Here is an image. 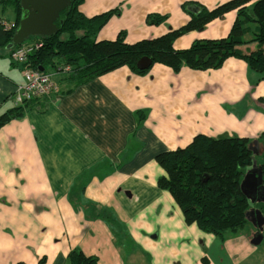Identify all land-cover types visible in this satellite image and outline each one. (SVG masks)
Listing matches in <instances>:
<instances>
[{"label": "crops", "instance_id": "obj_1", "mask_svg": "<svg viewBox=\"0 0 264 264\" xmlns=\"http://www.w3.org/2000/svg\"><path fill=\"white\" fill-rule=\"evenodd\" d=\"M226 1L83 0L78 10L87 18L117 10L95 41L122 33L133 44L182 27L190 19L184 3L212 10ZM0 8V19L13 23L14 9ZM149 14L166 20L149 26ZM235 17L228 12L178 37L174 49L226 37ZM255 48L239 47L245 54ZM54 81L57 92L0 128V264H69L75 248L97 264H263L247 259L259 236L219 238L186 225L156 186L163 171L155 156L184 148L196 135L258 140L264 77L229 58L216 70L173 73L154 64L145 75L121 67L83 84L66 74ZM22 84L21 68L0 50V114L13 107Z\"/></svg>", "mask_w": 264, "mask_h": 264}, {"label": "trees", "instance_id": "obj_2", "mask_svg": "<svg viewBox=\"0 0 264 264\" xmlns=\"http://www.w3.org/2000/svg\"><path fill=\"white\" fill-rule=\"evenodd\" d=\"M82 1L72 0L60 14L55 22V34L33 37V41L41 44L40 49L28 57L33 68L46 71L58 66L70 67L67 78L78 85L121 67L136 75L147 74L154 64L166 66L173 73L184 67L206 71L219 69L227 59L234 58L243 61L259 79L264 76V0H229L212 10L195 2L184 3L181 8L190 19L182 27L133 44L125 43L122 33L115 40L96 42L97 32L118 11L87 18L78 10ZM0 4L11 6L15 13L12 29H4L0 19V50H5L10 58L11 52L18 47L7 49L21 15L19 0H0ZM231 11H235L236 17L226 37L195 40L186 49H174L173 43L178 37L202 31L209 22ZM165 20L166 16L149 14L145 23L158 26ZM248 24L255 25L249 42L243 39L249 31ZM247 43H254L256 48L245 54L239 47ZM143 57L151 63L147 69L139 70L136 64ZM31 102L13 106L0 114V128L22 118ZM258 140L264 145V131ZM262 157L264 159V152ZM155 162L163 171L156 186L169 193L186 225H195L202 233L219 238L244 228L248 201L241 189L240 178L251 164L247 139L196 135L184 148L156 155ZM261 169L264 180V162ZM66 259L69 264H97L96 257L85 256L76 248L70 250Z\"/></svg>", "mask_w": 264, "mask_h": 264}, {"label": "rangeland", "instance_id": "obj_3", "mask_svg": "<svg viewBox=\"0 0 264 264\" xmlns=\"http://www.w3.org/2000/svg\"><path fill=\"white\" fill-rule=\"evenodd\" d=\"M8 12L9 10L3 16L5 17ZM253 32L254 30L249 29L243 39H250ZM32 39L33 37L26 39L23 44L30 43ZM248 146L251 150V164L249 167L245 168L244 174L240 178V186L243 189L248 201L246 225L237 233L252 234L262 238L260 245L249 255L247 259L250 261L260 259V261L264 264V180L261 171V165L264 162L262 157L264 145L259 140H251L248 143ZM227 234L230 233L227 232Z\"/></svg>", "mask_w": 264, "mask_h": 264}, {"label": "water", "instance_id": "obj_4", "mask_svg": "<svg viewBox=\"0 0 264 264\" xmlns=\"http://www.w3.org/2000/svg\"><path fill=\"white\" fill-rule=\"evenodd\" d=\"M71 1L72 0H19L21 15L11 43L7 46V49L21 45L30 37H47L55 34L57 31L55 22L60 14L70 6ZM150 63L148 58L143 57L137 62L136 67L139 70H145L150 66ZM40 71H42V69H40Z\"/></svg>", "mask_w": 264, "mask_h": 264}, {"label": "built area", "instance_id": "obj_5", "mask_svg": "<svg viewBox=\"0 0 264 264\" xmlns=\"http://www.w3.org/2000/svg\"><path fill=\"white\" fill-rule=\"evenodd\" d=\"M4 29L9 30L14 27L13 23L2 22ZM41 44L38 42H31L28 44H21L10 54V60L13 65L21 68L23 76V84L16 87L13 95V106H20L24 103L49 97L51 94L57 92V85L54 81L56 74H68L70 67L52 68L49 71H40L33 68L28 63V57L34 51L40 49Z\"/></svg>", "mask_w": 264, "mask_h": 264}]
</instances>
